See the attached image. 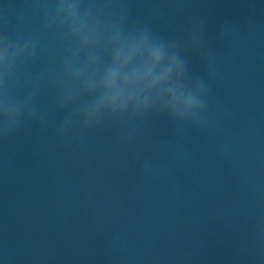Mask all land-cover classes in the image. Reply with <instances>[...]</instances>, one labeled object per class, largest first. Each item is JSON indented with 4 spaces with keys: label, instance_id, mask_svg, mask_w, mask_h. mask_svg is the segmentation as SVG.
Listing matches in <instances>:
<instances>
[{
    "label": "water",
    "instance_id": "95a60500",
    "mask_svg": "<svg viewBox=\"0 0 264 264\" xmlns=\"http://www.w3.org/2000/svg\"><path fill=\"white\" fill-rule=\"evenodd\" d=\"M231 264H264V0H143Z\"/></svg>",
    "mask_w": 264,
    "mask_h": 264
}]
</instances>
